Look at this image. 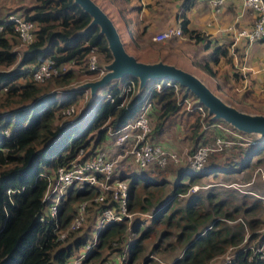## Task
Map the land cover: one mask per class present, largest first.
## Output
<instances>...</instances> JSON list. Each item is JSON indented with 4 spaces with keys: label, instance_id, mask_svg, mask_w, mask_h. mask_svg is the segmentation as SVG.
<instances>
[{
    "label": "trees",
    "instance_id": "1",
    "mask_svg": "<svg viewBox=\"0 0 264 264\" xmlns=\"http://www.w3.org/2000/svg\"><path fill=\"white\" fill-rule=\"evenodd\" d=\"M189 6L190 0L185 2L181 12V33L198 42L204 36L188 28L185 10ZM19 8L26 19L35 23L36 29L33 40L21 51L16 49L20 41L11 24L0 31V264H69V260L81 250L99 210L112 202L107 198L100 205L88 206L87 225L71 231L65 238L69 242L62 245L65 239H55L53 223L39 220L45 210L43 197L50 171L64 164L79 147L98 146L111 138V130H117L131 121L147 103H150L148 115L151 123L155 119L150 136L153 143H158L154 140L164 130L177 125L188 136L190 154L201 146L213 145L217 138L233 141L228 149L210 152L200 174H188L178 168L171 183L172 190L160 202V195H163L169 180L153 177L148 166L143 170L131 167L122 171L120 175L129 186L128 209L146 212L156 204L150 222H164L166 227L179 229L176 238L183 252L172 264H209L229 248L232 249V256L226 262L217 264H264V258L258 257L249 248H243L245 234L242 224L233 229L221 221V217L233 219L239 211L238 206L230 210V201L226 198L211 194L205 198L194 195L184 207L170 210L178 198L176 194L184 193L206 173L230 175L247 169L253 164V156L264 149V144L259 141L244 142L241 137L245 135L222 121H211L191 92L169 80L160 81L159 89L152 88L156 82H149L146 86L147 94L150 91L148 97L141 93L120 105L122 86L130 80L137 84L136 79L127 77L120 83L113 82L99 90L90 107V114L84 111L82 105L79 112L62 115L63 109L78 105L79 100H83V90L65 87L73 78L80 76L81 68L85 69L84 73L90 74L86 68L90 48L95 47L96 52L107 60L111 58L106 42L98 34V27L80 32L91 18L73 0H33L29 6ZM220 55L226 62L230 60L227 46L215 47L212 61L216 62ZM44 60L54 65L78 64L80 69L77 72L71 67L42 84L32 80L30 74ZM198 66L209 75H214L207 62ZM106 93L113 97L112 102L103 99ZM260 161L261 158H257L255 162ZM248 176L246 174L245 179ZM149 186L151 190L146 189ZM94 192L93 188H69L58 213L62 227L73 216L76 203L92 197ZM261 208L264 215V202L259 199L243 208L244 214L250 216L246 221L249 229L246 241L255 245L264 240L263 221L258 217ZM84 229L88 233L82 235ZM152 230L153 226L145 227L139 220L130 225L125 220L109 223L99 232L95 244L80 264L89 260L93 264L115 260L123 251L122 243L133 232L138 236L130 241L127 248V264H130L142 250V239L147 238ZM167 232L163 231L161 236Z\"/></svg>",
    "mask_w": 264,
    "mask_h": 264
},
{
    "label": "built area",
    "instance_id": "2",
    "mask_svg": "<svg viewBox=\"0 0 264 264\" xmlns=\"http://www.w3.org/2000/svg\"><path fill=\"white\" fill-rule=\"evenodd\" d=\"M209 3L219 10L222 4L232 0H208ZM243 10L250 11L253 15V24L247 30H242L235 37L243 35L248 41H256L264 39V0H239ZM7 24H11L16 30L19 38V43L25 47L30 43L35 35V23L30 19H26L22 13L17 11L8 12L2 20H0V31H2ZM181 26L177 24L174 27H168L165 30L152 35V39L155 42L163 41L173 36H180ZM96 48L91 47L87 56V71L90 72L92 79L98 78L103 73V69L98 64L96 58ZM97 53V52H96ZM72 64L63 63L60 65H54L48 60H44L39 63L35 68L31 70L30 77L36 82H43L46 79L61 75L71 68ZM87 80V79H86ZM136 84L130 80L122 86L119 93L121 97L120 105L125 102L127 97H132L133 92H136ZM152 88H160L159 82L153 84ZM145 98L148 97L150 91L145 88ZM88 90H83V100H88ZM105 101L112 102L113 97L106 93L103 96ZM187 106L189 102L185 100ZM202 106V105H201ZM150 103H147L142 110L129 122L120 127L117 130H111V140L115 148H127L128 155H131L134 162L139 165L140 170L145 169L148 165L156 164L162 165L165 161V150L156 143L151 141V120L148 115ZM201 108V107H200ZM82 109L75 110L74 106L67 107L61 111L62 115H72L75 112H79ZM206 113V110L205 112ZM239 136V135H238ZM227 141L222 138H217L213 145H204L199 147L193 154L189 156L187 161L188 165L194 168H200L204 165L206 156L215 149H220ZM253 140L252 142H254ZM116 154V155H115ZM111 153L103 147L99 146H82L79 147L75 154L69 158L64 164L51 169L48 176V184L44 193L43 200L46 202L44 212L39 216L40 221L52 222L53 231L56 235V240H64L67 235L78 228L85 227L87 224V207L98 203L99 205L105 202L107 198L112 202L103 206L97 216L96 220L91 225L89 234L85 238L82 246V250L74 255L69 264H79L86 256L88 251L95 244L99 232L109 223L115 221H127V220H139L145 222L151 218L149 213H136V211H130L128 209V196L129 186L127 180L121 177L120 173L123 168H119V161H124L127 155L124 153ZM171 158H175L174 154H168ZM264 175V172H263ZM254 176V174H253ZM264 182V179H263ZM251 181L243 183L242 186L250 185ZM93 188L95 190L94 195L90 198L82 199L75 205V212L68 224L64 227L61 226L58 220V213L62 201L67 198L69 188ZM264 228V225H263ZM243 243V248H249L258 257L264 258V240L255 245L254 243ZM130 237L124 241L123 251L115 259H107L101 264H127L128 253L127 248L130 243ZM232 256V249L227 259Z\"/></svg>",
    "mask_w": 264,
    "mask_h": 264
},
{
    "label": "rangeland",
    "instance_id": "3",
    "mask_svg": "<svg viewBox=\"0 0 264 264\" xmlns=\"http://www.w3.org/2000/svg\"><path fill=\"white\" fill-rule=\"evenodd\" d=\"M96 1L104 4L105 8L110 9L109 12L112 14V16L116 21L115 23L117 24L119 34L124 42L127 51L134 54L139 60L154 61L157 60L154 58L162 57L166 61H170L173 64L183 67L189 71L190 69L192 71L195 70L193 65H191L190 55L187 52V48L189 47L191 48V45H189V40L184 38L183 34H181L180 36H174L173 38L170 39L171 42H173V44H176V46H172L167 41L155 42L150 37L139 38L134 34V33L137 34V29L134 28L136 27L137 21H136V16L133 14V12L129 11L125 13L127 17L130 18L131 20L130 26L126 25V23L123 20H120L118 16L115 14L116 11L118 13H121V11L127 9L128 1L127 3L125 2L123 3L121 0H110V1L96 0ZM32 2L33 0H0V8H3V10L1 9L3 13H1L0 16L4 14V16L2 17L4 18L5 14L11 10H16L17 12H19V10H21V8H19L20 7L19 5H23L22 7H27ZM181 2H182L181 0H178V2L175 4L176 9L178 8L180 9L179 6L181 5ZM167 10L168 12H170L173 11V8L167 5L163 11H167ZM174 25H175L174 21L171 20V23H169L167 27H174ZM23 48L24 47L20 43L18 46H16V49L18 51H21ZM95 54H96V58L98 59V62L108 61L104 56H102L101 53L99 54L95 52ZM196 56L200 58V54ZM73 65H75L73 68L78 72L80 69L79 65L78 64H73ZM81 70L83 71L84 68H81ZM85 74L86 73L82 72V75L80 74V76L73 78L72 82L70 84L68 83L65 88L73 87L86 79H92L91 75L88 74L85 75ZM205 78L208 79V81L211 83V86H213L211 88H213L216 93H218L224 100L231 103L232 105L248 112L264 113L263 107L260 108L259 106L260 109H257V107L253 105L254 102L247 99H243V101L245 102L243 101L238 102L237 99H234V92L230 90L227 92L222 91L221 89L215 87L214 82H211L209 77H205ZM47 82L48 81L45 82L43 81L42 84ZM135 93L136 92H133V96L135 95ZM130 98L131 97H127L124 103H127L130 100ZM84 103L85 100H81V101L79 100L78 105H74L75 110L82 107V105L84 106ZM84 111L85 112L89 111L90 114V109ZM152 123L151 125L154 126L155 119L152 121ZM187 137L188 136L186 132L179 125H177V126H171L169 129L164 130L161 136L156 140H154L158 142L156 144H159L166 151L165 152L166 157L164 163L160 166L156 164L148 165V169L150 170L149 174L159 179L161 178V179L169 180L165 190L162 193L163 195H160L161 198L159 202L163 200L165 197H167L170 191L172 190L171 183L176 177V171L178 170V168H182L183 171L188 174H200L204 171L203 166L200 168H194L186 164L188 163L187 161L190 159L189 156L191 155L189 153L191 149L189 148L190 143ZM241 138L243 139L244 142H246L248 140L253 141L255 139V136L245 135L244 137ZM232 141H227L226 144L223 145L220 149H215L212 151H220L221 149H228L232 146ZM98 146L103 147L107 151L109 150V152L114 154L120 152V153H124V155L125 154L127 155L124 161H119V168L130 167L128 169L130 170L132 167L134 169L140 170L139 165H137L134 162L132 156L128 155L127 151L129 148H127V145L126 148L124 149L115 148V146L112 143V140L109 138L104 140L103 143H99ZM168 154H174L175 158L174 159L171 158L170 156H168ZM207 156L205 162L207 160ZM257 158H261V161L255 162ZM252 159H253V164L250 165L247 169L245 170L243 169L238 173H232L230 175L222 172H218L217 174L206 173L202 177L197 178L196 181L190 187H188L184 193L176 194L178 195L177 196L178 198L176 202L172 204L170 210H172L174 207H184L188 199H190L194 195H202V197L205 198L207 195L211 194L220 198H226L227 200L230 201L228 205L229 209L233 210L234 206H238L239 211H237L234 214V217H232L233 219H229V218L227 219L225 217H221L220 218L221 221L228 224L233 229H236L237 224L239 223L242 224L245 237L248 238L249 229L246 221L250 218V216L244 214L243 208L244 206H248L252 204L256 199H259L262 203L264 201V199L258 198L257 196V195H264V185H263L264 184L263 182L264 149L261 150L259 154L253 156ZM152 168L154 170H151ZM246 174H249L248 179H245ZM248 181H251L250 185L242 186L243 183H246ZM146 189L151 190L152 187L149 186ZM205 201L208 204L207 199H205ZM155 205L156 204L151 206L150 209L146 212L136 211V213L139 212L149 213L153 216L156 210ZM207 207L210 206L207 205ZM258 212H259L258 217L262 219L264 225L263 208H261ZM150 220L151 218H149L145 222L141 221V224L144 225L145 227L148 225L153 226V230L151 233H149V236L147 238L142 239L141 241L142 250L137 254V256L133 259L132 263L130 264H172L174 259L180 256L183 252V248L181 247L182 245H180L177 242V238H176V234L178 233L179 229H176L175 226L166 227L164 222H158L153 224L150 222ZM127 223L128 225L132 224V220H127ZM163 231H168V232L161 236ZM87 233H88L87 229H84L82 235ZM76 235L79 234L76 233ZM137 236L138 233L134 234L133 232L132 233L130 232L129 234L130 240L136 238ZM89 237H92L91 233L89 234ZM160 237H162L161 241L159 240ZM68 242L69 240L65 239L62 245L67 244ZM124 245H126L125 242L122 243L123 248ZM82 249L83 248H81V250ZM74 252L76 253V249L74 250ZM230 252H231V248H229L225 254L217 256L214 259H212L209 262V264L222 263L223 261L226 262L227 256L229 255ZM85 264H93V263L92 261L89 260L88 263Z\"/></svg>",
    "mask_w": 264,
    "mask_h": 264
},
{
    "label": "crops",
    "instance_id": "4",
    "mask_svg": "<svg viewBox=\"0 0 264 264\" xmlns=\"http://www.w3.org/2000/svg\"><path fill=\"white\" fill-rule=\"evenodd\" d=\"M121 1L123 3H127L128 1L127 9L121 11V13L116 11L117 13L115 12V14L118 18L130 26L131 20L125 13L132 11L137 21L136 27H134L137 29V34H134L139 38H151L157 32L168 28L167 25L171 23V20L174 21V26L179 24L181 12L185 2L188 0H181L180 9L175 8L178 0ZM98 3L115 23L114 17L109 12L110 9L105 8L102 3ZM167 5L173 8V11H163ZM1 9L3 10V8H0V14L3 13ZM185 16L188 19V28L197 30L204 36L202 40L196 42L194 39L183 35L184 38L189 40V45H191V48H187V52L190 55L191 65H193L195 70L192 71L190 69V71L203 79L209 87L213 86H211V83L205 77H209L211 82H214L216 88L226 92L229 90L234 92V98L238 101L242 102L243 99H247L254 102L253 105L257 109L264 108V39L248 41L243 35L234 36V34L247 30L252 26L254 20L252 13L243 10L239 0H232L222 4L218 11L215 10L208 0H190V6L185 10ZM171 38L163 41L176 46V44L171 42ZM218 45L228 47L227 57L230 59L228 62H226L222 55L218 56L216 62L212 61L214 48ZM198 54H200V58L196 56ZM154 59L166 61L162 57ZM166 62L172 63L170 61ZM204 62H207L214 70L213 76L198 66V64ZM74 66L72 65V68ZM84 70L79 74L82 75ZM85 103L87 104V102ZM86 104L83 107L85 110L90 109L93 102L88 106ZM129 168H123V171ZM257 196L264 199V195Z\"/></svg>",
    "mask_w": 264,
    "mask_h": 264
},
{
    "label": "water",
    "instance_id": "5",
    "mask_svg": "<svg viewBox=\"0 0 264 264\" xmlns=\"http://www.w3.org/2000/svg\"><path fill=\"white\" fill-rule=\"evenodd\" d=\"M73 3L88 13L91 18L80 32L98 27V34L104 38L111 55L108 61L98 62L103 69L101 76L81 81L69 88L70 90H88L87 106L94 101L99 90L127 77L137 80L135 96L141 94L149 82L169 80L191 92L196 102L205 108L206 115L211 121H222L243 135L255 136V141L264 144V113L248 112L232 105L199 76L176 64L162 59L139 60L127 51L118 27L96 0H73Z\"/></svg>",
    "mask_w": 264,
    "mask_h": 264
},
{
    "label": "bare ground",
    "instance_id": "6",
    "mask_svg": "<svg viewBox=\"0 0 264 264\" xmlns=\"http://www.w3.org/2000/svg\"><path fill=\"white\" fill-rule=\"evenodd\" d=\"M115 26H117V25H115ZM117 29V28H116Z\"/></svg>",
    "mask_w": 264,
    "mask_h": 264
},
{
    "label": "clouds",
    "instance_id": "7",
    "mask_svg": "<svg viewBox=\"0 0 264 264\" xmlns=\"http://www.w3.org/2000/svg\"><path fill=\"white\" fill-rule=\"evenodd\" d=\"M87 102V101H86Z\"/></svg>",
    "mask_w": 264,
    "mask_h": 264
}]
</instances>
